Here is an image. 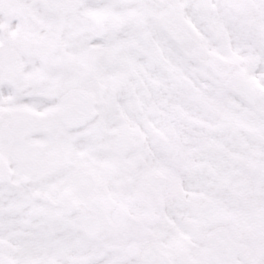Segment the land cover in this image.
<instances>
[{"label": "snow or ice", "instance_id": "obj_1", "mask_svg": "<svg viewBox=\"0 0 264 264\" xmlns=\"http://www.w3.org/2000/svg\"><path fill=\"white\" fill-rule=\"evenodd\" d=\"M0 264H264V0H0Z\"/></svg>", "mask_w": 264, "mask_h": 264}]
</instances>
